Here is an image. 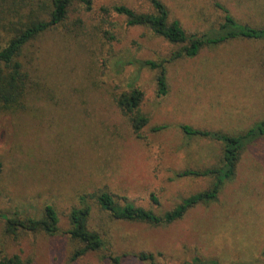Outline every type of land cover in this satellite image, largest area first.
Returning a JSON list of instances; mask_svg holds the SVG:
<instances>
[{"label": "rangeland", "instance_id": "rangeland-1", "mask_svg": "<svg viewBox=\"0 0 264 264\" xmlns=\"http://www.w3.org/2000/svg\"><path fill=\"white\" fill-rule=\"evenodd\" d=\"M163 1L187 32L217 25L223 18L217 3L241 23L264 27V0ZM115 2L153 9L151 0H93L91 9L76 0L64 24L25 50L27 106L0 107L1 213L42 218L51 204L67 230L80 195L109 191L164 214L214 181L176 173L218 165L222 156L221 144L187 136L181 125L238 131L264 119V41L234 40L167 64L169 92L158 97L157 71L138 61L166 58L178 46L101 11ZM131 83L144 91L141 107L150 118L142 138L115 100ZM160 125L166 127L152 130ZM89 203L87 225L103 237L101 249L75 260L78 241L45 233L11 236L0 218V250L20 255L24 264H112L110 256L122 257L121 264H149L132 256L142 251L170 264L195 257L264 264V138L244 148L234 179L216 201L172 223L118 220L95 198Z\"/></svg>", "mask_w": 264, "mask_h": 264}, {"label": "trees", "instance_id": "trees-1", "mask_svg": "<svg viewBox=\"0 0 264 264\" xmlns=\"http://www.w3.org/2000/svg\"><path fill=\"white\" fill-rule=\"evenodd\" d=\"M76 0H0V107L11 110H24L31 86V74L23 59L25 50L41 35L54 31L70 17ZM91 9L93 0H82ZM151 10H140L124 3L115 2L110 7H102L103 13H114L125 19L128 26L149 28L154 35L170 44L178 46L166 58L160 60L138 61L141 67L157 71L158 97L169 92L168 65L182 58H193L205 47L234 40L264 41V27H255L241 23L225 6L220 3L215 6L223 13V18L216 25L202 28L201 32H187L178 18H173L171 11L163 0H151ZM135 61L130 64H135ZM135 82V81H134ZM116 104L127 117L137 138H142L143 130L148 126L150 118L142 110L144 91L134 83L128 90L116 96ZM166 125L153 127L160 131ZM182 132L187 136L210 139L222 147L220 164L202 169L187 168L176 173V177H213L212 185L196 194L190 195L164 214H157L152 209L136 205L126 197H118L109 191H97L92 194H82L79 197L80 206L71 209L70 227L62 230L60 217L51 204L45 207L42 218L10 216L0 212V218L5 221L6 233L18 237L20 233H45L49 236H69L78 241L81 247L75 251L73 259H78L87 252L101 249L105 241L101 234L88 227V218L92 205L89 201L96 199L100 207L113 218L126 221H142L152 224L172 223L181 219L189 209L198 204H209L216 201L226 182L234 179L242 151L249 144L264 138V119L255 122L248 128L238 131L207 130L181 125ZM2 163L0 161V173ZM121 200V201H119ZM152 200L158 203V198L152 195ZM264 254V252H263ZM141 262L149 264H170L156 262L155 255L142 251L133 254ZM112 264H121L122 257L110 256ZM0 264H24L18 254L7 255L0 250ZM188 264H221L216 259L195 257Z\"/></svg>", "mask_w": 264, "mask_h": 264}]
</instances>
